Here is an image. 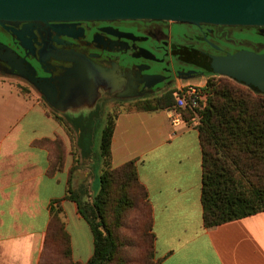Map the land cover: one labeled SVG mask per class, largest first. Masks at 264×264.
<instances>
[{
    "label": "crops",
    "instance_id": "crops-1",
    "mask_svg": "<svg viewBox=\"0 0 264 264\" xmlns=\"http://www.w3.org/2000/svg\"><path fill=\"white\" fill-rule=\"evenodd\" d=\"M43 103L0 82V264L41 262L49 207L56 199L72 259L86 263L93 254L90 225L66 195L70 187L90 211L99 190L101 159L94 168L81 140ZM43 139H60L64 146L63 168L53 174L48 172V148L34 143ZM110 151L113 167L136 159L151 206L158 264H264V212L210 228L203 225L202 151L195 123L170 110L121 109Z\"/></svg>",
    "mask_w": 264,
    "mask_h": 264
},
{
    "label": "trees",
    "instance_id": "trees-1",
    "mask_svg": "<svg viewBox=\"0 0 264 264\" xmlns=\"http://www.w3.org/2000/svg\"><path fill=\"white\" fill-rule=\"evenodd\" d=\"M228 80L207 81L194 110L176 106L178 89L173 95L156 101L138 100L126 102V106L117 103L116 110L106 118L101 129L99 190L92 199L90 211L72 195L70 187L67 188L66 197L77 202L79 213L90 225L93 254L86 263L72 259L61 201L56 199L49 207L45 252L39 264H135L132 252L137 249L143 252L142 264H158L151 206L147 189L138 177L136 159L117 167L111 164V138L117 112L121 109H173L182 120L198 121L205 228L264 212V93ZM55 118L62 123L58 114ZM75 127L81 133L92 130L90 124ZM34 143L49 150V174L63 168L65 150L60 139ZM134 218L136 223H133ZM137 227L136 235L132 230Z\"/></svg>",
    "mask_w": 264,
    "mask_h": 264
},
{
    "label": "flooded vegetation",
    "instance_id": "flooded-vegetation-1",
    "mask_svg": "<svg viewBox=\"0 0 264 264\" xmlns=\"http://www.w3.org/2000/svg\"><path fill=\"white\" fill-rule=\"evenodd\" d=\"M6 47L24 59L26 72L43 89L54 90L57 104L67 97L68 84L75 85L76 69L98 70L96 106L71 118L73 125L89 126L110 103L156 101L173 95L180 82L220 77L205 67L210 57L241 51L264 55V26L149 19L7 22L0 24V55ZM0 73L18 76L2 59ZM24 81L56 110L41 90ZM88 100L84 94L74 102L89 108Z\"/></svg>",
    "mask_w": 264,
    "mask_h": 264
},
{
    "label": "water",
    "instance_id": "water-1",
    "mask_svg": "<svg viewBox=\"0 0 264 264\" xmlns=\"http://www.w3.org/2000/svg\"><path fill=\"white\" fill-rule=\"evenodd\" d=\"M114 19H149L194 25L264 26V0H0V24L3 25L7 22ZM5 49L0 59L17 70L19 77L41 90L47 103L53 108L62 112L64 107L60 103L74 102L84 94L89 99L91 108L95 107L96 91L90 88L88 94L81 89L84 84L92 81V70L89 73L76 69V83L68 84L65 89L67 97L58 101V105L54 90L43 89L37 78L26 72L24 59L17 57L9 48ZM205 67L215 74L264 93L262 54L241 51L232 55L210 57L206 60ZM95 72L100 73L98 70ZM77 90L79 93L73 95Z\"/></svg>",
    "mask_w": 264,
    "mask_h": 264
},
{
    "label": "rangeland",
    "instance_id": "rangeland-1",
    "mask_svg": "<svg viewBox=\"0 0 264 264\" xmlns=\"http://www.w3.org/2000/svg\"><path fill=\"white\" fill-rule=\"evenodd\" d=\"M95 75H98V73H91V78L92 81H89V83L84 84L83 87H81V89L84 91H86L85 93L89 94V89L92 91H96L97 89V85H96V80H95ZM220 78V77H213L211 76L210 78H197V79H193L190 80L186 83H191L194 85H198V86H204L206 84V82L209 80H222V82H229L228 79L230 78ZM232 80V79H231ZM0 82H4L7 83L11 86L12 90L16 93H18L19 95L23 96V97H28V98H34L36 100L42 101L43 102V98L39 95V93L37 91H35L33 88L30 87V85H28L24 79H22L19 76H11V75H6V74H2L0 73ZM185 82H180L179 85L180 87H183L185 84ZM232 83V82H230ZM80 90V88H79ZM81 90V91H82ZM78 91V90H77ZM82 91V92H83ZM68 103V104H67ZM124 104V106H126V102H121ZM119 103V104H121ZM45 104V103H43ZM115 104H109V106L105 107L104 109H102L101 115L98 119L97 122H95L94 120L90 121V127H92V130L90 131H82L81 137L80 135L77 133V128L76 127H71L72 125V119L76 116L79 115L80 112L84 111L85 113L88 111V105L85 104L84 106H82V104L78 103V102H62V104L60 103V105H62V109H64L62 112L59 111L58 109L53 110L48 108V106L46 105L47 109H49L50 113L52 115L55 116V114H58L62 120V124L63 126H67L69 127L68 132L73 134V136L75 135V138L77 140H81L82 145L85 147V152L88 153L89 156H87V159L89 161H91V165L95 168V166H97L98 161H100V155H99V141H100V135H101V129L106 121V118L111 115V113H113L116 110V105ZM96 106V105H95ZM55 109V108H54ZM72 118V119H71ZM184 121H186L188 124L191 123H195L197 125L198 121H196L195 119H184ZM72 136V135H71ZM79 136V137H78ZM81 138V139H80ZM139 217V216H138ZM133 223H136V218H134ZM133 233H135L136 235L138 234L137 232H139V229L137 227V229H133L132 230ZM142 251L141 249H137L134 250L132 252V256L133 259L135 261V264H142Z\"/></svg>",
    "mask_w": 264,
    "mask_h": 264
},
{
    "label": "built area",
    "instance_id": "built-area-1",
    "mask_svg": "<svg viewBox=\"0 0 264 264\" xmlns=\"http://www.w3.org/2000/svg\"><path fill=\"white\" fill-rule=\"evenodd\" d=\"M202 87L204 86H198L194 84L179 87L176 96V106L181 109L189 108L194 110L198 106L199 99L203 94L201 90ZM169 110L171 113H173V116H179L175 110Z\"/></svg>",
    "mask_w": 264,
    "mask_h": 264
}]
</instances>
